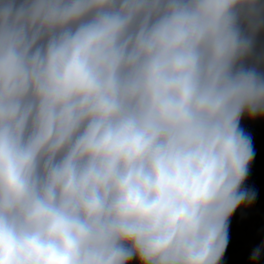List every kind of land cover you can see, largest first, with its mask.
<instances>
[{
    "label": "clouds",
    "instance_id": "1",
    "mask_svg": "<svg viewBox=\"0 0 264 264\" xmlns=\"http://www.w3.org/2000/svg\"><path fill=\"white\" fill-rule=\"evenodd\" d=\"M245 118L264 0H0V264H221Z\"/></svg>",
    "mask_w": 264,
    "mask_h": 264
},
{
    "label": "rangeland",
    "instance_id": "2",
    "mask_svg": "<svg viewBox=\"0 0 264 264\" xmlns=\"http://www.w3.org/2000/svg\"><path fill=\"white\" fill-rule=\"evenodd\" d=\"M241 127L251 137L255 152L244 187L255 192L256 198L251 206L241 207L233 214L228 227V242L232 240L230 243L238 234L241 238H248L251 232L258 236V224L264 223V120L249 121L245 118Z\"/></svg>",
    "mask_w": 264,
    "mask_h": 264
},
{
    "label": "crops",
    "instance_id": "3",
    "mask_svg": "<svg viewBox=\"0 0 264 264\" xmlns=\"http://www.w3.org/2000/svg\"><path fill=\"white\" fill-rule=\"evenodd\" d=\"M259 225V235L249 233V237L241 238L238 234L237 238L230 243L229 240L225 254L221 260V264H252L250 261L251 252L264 245V223ZM239 239H242L241 241ZM256 264H264V252H262L260 259Z\"/></svg>",
    "mask_w": 264,
    "mask_h": 264
}]
</instances>
